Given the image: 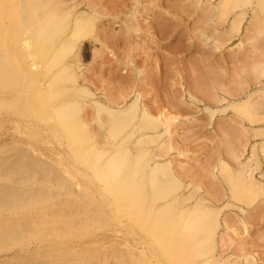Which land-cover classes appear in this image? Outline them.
I'll return each mask as SVG.
<instances>
[{
    "label": "rangeland",
    "instance_id": "rangeland-1",
    "mask_svg": "<svg viewBox=\"0 0 264 264\" xmlns=\"http://www.w3.org/2000/svg\"><path fill=\"white\" fill-rule=\"evenodd\" d=\"M5 5L0 264H264V3Z\"/></svg>",
    "mask_w": 264,
    "mask_h": 264
},
{
    "label": "bare ground",
    "instance_id": "bare-ground-1",
    "mask_svg": "<svg viewBox=\"0 0 264 264\" xmlns=\"http://www.w3.org/2000/svg\"><path fill=\"white\" fill-rule=\"evenodd\" d=\"M9 2V0H0V14L1 13H3V12H5V11H7L5 14H8V8L9 7H7V8H5V9H3L2 10V8H3V6L4 7H6V5H5V2ZM150 1V0H149ZM261 1V4H262V2L264 3V0H260ZM223 3V2H222ZM227 3V2H226ZM150 4V3H149ZM225 4V3H224ZM153 5H155V4H153ZM158 6V5H157ZM14 7V6H13ZM141 7H142V5H141ZM145 7V6H144ZM148 7V6H147ZM151 7V6H150ZM155 7V6H154ZM11 8V7H10ZM149 8V7H148ZM156 8V7H155ZM145 10V9H144ZM16 15V14H15ZM18 16V15H17ZM14 18H15V16H14ZM134 18V17H133ZM9 19V18H8ZM10 20V19H9ZM11 21V20H10ZM20 21V20H19ZM0 22H1V20H0ZM11 22H13V21H11ZM14 23V22H13ZM0 30H2V24H0ZM138 30H135V33L137 32ZM133 32H134V30H133ZM153 33V32H152ZM7 34V33H6ZM5 36V35H4ZM145 36V35H144ZM154 39V38H153ZM4 41V40H3ZM257 49V48H256ZM256 49H255V51H256ZM252 50H254V49H252ZM257 50H260V49H257ZM5 52V51H4ZM252 52H254V51H252ZM256 52H258V53H260L259 51H256ZM261 52H263L262 54H264V51H262L261 50ZM1 53H2V50H1ZM6 53V52H5ZM4 53V54H5ZM3 54V53H2ZM254 55H255V53H254ZM258 55V54H257ZM261 55V54H260ZM12 56V55H11ZM6 57V56H5ZM4 59V58H3ZM4 60H7V59H4ZM258 60L260 61V59L258 58ZM256 61V60H255ZM107 62V61H106ZM259 67H262L263 68V66L262 65H259ZM258 67V68H259ZM2 68V67H1ZM261 68V69H262ZM264 70V69H263ZM1 73V72H0ZM3 74V73H2ZM1 80V79H0ZM220 85V84H219ZM213 88V87H212ZM214 89V88H213ZM217 91V90H216ZM137 93V92H136ZM211 93V92H210ZM253 93H255L254 91H252V92H250L249 93V96L247 97V99L253 94ZM178 94V93H177ZM182 94V93H181ZM214 94V93H213ZM218 95H220L219 94V92H218ZM255 95V94H254ZM177 97V96H176ZM186 97H187V95H186ZM214 97H216L215 96V94H214ZM136 99H137V101H139V99L141 98L140 97V95L139 94H136V97H135ZM189 98H191L192 99V101L195 99L194 98V95H188V99ZM187 99V98H186ZM168 100V99H167ZM180 100V99H179ZM137 101H132V106H134L135 105V103L137 102ZM188 101V100H187ZM216 101V100H215ZM170 104H168V105H170V107H171V104L173 105V103H171V102H169ZM175 103V102H174ZM178 103H180V102H178ZM178 103H175L176 105H178ZM185 103V102H184ZM173 105V106H176V105ZM160 105V104H159ZM158 105V107H160ZM136 106V105H135ZM177 107V106H176ZM181 108V107H180ZM168 109V108H167ZM160 110H161V108H160ZM176 110V109H175ZM183 110V109H182ZM179 111H181V109L179 110ZM164 112V111H163ZM145 113V111H143V117H146L147 119H149V120H151V121H154V119L152 118V116L151 115H148L149 113H147V114H144ZM162 113V112H161ZM165 114V117H164V119H165V127H166V130H167V132H166V134H169V135H172V134H175L176 133V129L178 128V126L180 125L179 124V122L176 120V117L175 118H173L172 116H171V113H164ZM174 116V115H173ZM178 118V117H177ZM180 118V117H179ZM183 119H185L184 117H183ZM187 120H189L188 118H187ZM190 121V120H189ZM20 122V121H19ZM182 123V122H181ZM186 124V123H185ZM187 124H188V122H187ZM186 124V125H187ZM182 125V124H181ZM118 126V125H117ZM224 126V125H223ZM181 127V126H180ZM225 127V126H224ZM224 130V129H223ZM222 130V131H223ZM233 130H234V128H233ZM117 131H119L118 129H117ZM229 132H230V129H229ZM237 133V132H236ZM225 134H226V132H225ZM233 134V133H232ZM238 134V133H237ZM241 134V133H240ZM158 135V134H157ZM156 135V136H157ZM228 135H230V134H228ZM152 136V135H151ZM232 136V135H231ZM162 137V136H161ZM233 137V136H232ZM238 137V136H237ZM187 138V137H186ZM229 138V137H228ZM188 139V138H187ZM186 139V140H187ZM182 143V142H181ZM121 144V143H120ZM36 146V145H35ZM44 147V146H43ZM58 149V148H57ZM106 151V150H105ZM187 151V150H186ZM212 154V153H211ZM41 155V154H40ZM173 162V161H172ZM126 163H127V160H126ZM142 163V162H141ZM140 163V164H141ZM184 166V165H183ZM163 167V166H162ZM181 167V166H180ZM151 168V167H150ZM156 170V169H155ZM162 170H164V169H162ZM166 170H167V168H166ZM181 173V172H180ZM151 177V176H150ZM156 180V179H155ZM211 181V180H210ZM79 183V182H78ZM151 184V183H150ZM213 186V185H212ZM212 189H215V188H212ZM91 195H92V193H91ZM98 195V194H97ZM99 196V195H98ZM97 197V196H96ZM52 202V201H51ZM146 211V210H145ZM195 211V210H194ZM123 212V211H122ZM181 219H183V218H181ZM5 220V219H4ZM131 225V224H130ZM132 226V225H131ZM130 226V227H131ZM139 231V230H138ZM140 234V233H139ZM138 234V232L137 231H135V230H133V229H131V232L129 231V235L130 236H136V235H139ZM140 235H142V234H140ZM139 235V236H140ZM109 236V235H108ZM131 238V237H130ZM134 238V237H133ZM133 238H131V240L132 241H134V239ZM138 238V237H137ZM162 238V237H161ZM164 239V238H163ZM243 239V238H242ZM130 240V241H131ZM157 240V239H156ZM4 241V240H3ZM134 242H136V241H134ZM138 242V241H137ZM138 244H141V242H138ZM156 245H157V247H160V248H162V246H164L165 245V243H161V240L159 239V241H158V243H155ZM77 245H78V243H77ZM81 245V244H80ZM82 245H84V244H82ZM99 245V244H98ZM143 246H145V245H143ZM155 246V245H154ZM65 247V246H64ZM83 247V246H82ZM146 248H147V246H145ZM236 247V246H235ZM57 248V247H56ZM59 248V247H58ZM60 248H62V246L60 247ZM69 248V247H68ZM140 248V247H139ZM239 248V247H238ZM46 249V248H45ZM53 249V248H52ZM141 249V248H140ZM153 249V248H152ZM239 249H241V248H239ZM34 250H37V249H34ZM42 250H44V249H42ZM42 250H40V252L42 251ZM68 250V249H67ZM134 250V249H133ZM149 250V249H148ZM148 250H144L145 251V254H143V256L141 257L140 256V263L142 264H163L162 263V260L160 259V257H158V256H156V257H154V255H152L151 254V256H153V257H151V256H149L147 253L150 251H148ZM238 250V249H237ZM31 251V250H30ZM46 251H49V250H46ZM69 251V250H68ZM148 251V252H147ZM160 252H161V250H159ZM29 252V251H28ZM32 252H33V250H32ZM77 252H78V250H77ZM25 253H26V250H25ZM238 253V252H237ZM26 254H29V253H26ZM134 254V253H133ZM39 255V254H38ZM29 256V255H28ZM41 256V255H40ZM148 256V257H147ZM247 257V256H246ZM27 258V257H26ZM1 259V258H0ZM18 259V258H17ZM247 260L245 261L246 262V264H253V260H251V258H246ZM165 262V261H164Z\"/></svg>",
    "mask_w": 264,
    "mask_h": 264
}]
</instances>
